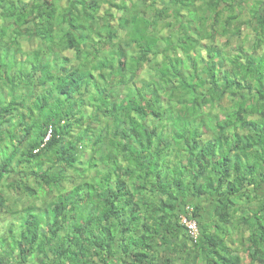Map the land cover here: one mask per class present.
Here are the masks:
<instances>
[{"label": "trees", "instance_id": "obj_1", "mask_svg": "<svg viewBox=\"0 0 264 264\" xmlns=\"http://www.w3.org/2000/svg\"><path fill=\"white\" fill-rule=\"evenodd\" d=\"M262 46L264 0H0V264H264Z\"/></svg>", "mask_w": 264, "mask_h": 264}, {"label": "rangeland", "instance_id": "obj_2", "mask_svg": "<svg viewBox=\"0 0 264 264\" xmlns=\"http://www.w3.org/2000/svg\"><path fill=\"white\" fill-rule=\"evenodd\" d=\"M255 8H256V4L253 5V9H255ZM256 9H257V8H256ZM250 15H251V12H250V11H247V12H246V15H245V18L249 19V18H250ZM245 18H244V19H245ZM252 23H253V25L257 24L255 18H252ZM255 26H256V25H255ZM250 32H251V28H250L249 26H243V27L241 28L240 36L249 35ZM251 37H252L253 40H255L253 34L251 35ZM238 40H239V39H235V40L232 42V45H236V43H237ZM251 47H252V46L246 47L245 50H250ZM257 51L260 52V53H264V46L257 48ZM248 52H249V53H253V51H251V50L248 51ZM258 52H257V53H258ZM10 204H11V203H10ZM11 208H13V210H15L14 208H16V206H13V207L11 206ZM19 209H20V210H18V211H20V212H18V213H19L20 215H23V214H24V208L21 209V206H20ZM7 219H10V221H13V222H20V223L22 222L20 219H17V220L13 219V216H12V215H9V216H6V217H3V215H0V226H2V228H4V229H5V227H6V220H7ZM7 223H9V222H7ZM18 224H19V223H17V225H18ZM39 229H40V230L44 229V226L41 225ZM20 230H21V229H20V226H19V225L16 226V228L13 230V231H14V234H15V235L20 234ZM3 234H6V233L3 232ZM8 235H9V234H8ZM0 237L2 238V233H0ZM10 239H12V238H10ZM34 262H35V261H34Z\"/></svg>", "mask_w": 264, "mask_h": 264}, {"label": "clouds", "instance_id": "obj_3", "mask_svg": "<svg viewBox=\"0 0 264 264\" xmlns=\"http://www.w3.org/2000/svg\"><path fill=\"white\" fill-rule=\"evenodd\" d=\"M52 132L53 131H49V133H48V135L45 137V139H44V144H46L49 140H50V138H51V136H52ZM36 152H38V151H35V153ZM189 211H190V214H188V213H186V214H181L180 215V222H181V224H183L186 228V232L188 233V235H189V238L191 239V240H193L192 242L193 243H195V242H197V240L200 238V227H199V222L197 221V219L196 218H194V217H192L191 216V212H192V209H189ZM0 215H3V214H0ZM3 217H5V216H3ZM184 217H189V219L190 220H194V221H196V223H197V226H198V236H197V238L196 239H194V237H192L191 235H190V233H189V231H188V228H187V226L183 223V218ZM7 222H9V223H7ZM10 224V221H9V219H7L6 220V227H5V229L4 228H2V226H0V233H2V235H4L3 234V232H5L6 233V228H7V226Z\"/></svg>", "mask_w": 264, "mask_h": 264}, {"label": "built area", "instance_id": "obj_4", "mask_svg": "<svg viewBox=\"0 0 264 264\" xmlns=\"http://www.w3.org/2000/svg\"><path fill=\"white\" fill-rule=\"evenodd\" d=\"M183 223L187 226L190 235L196 239L198 236V226L196 221L190 220L189 217H184Z\"/></svg>", "mask_w": 264, "mask_h": 264}, {"label": "crops", "instance_id": "obj_5", "mask_svg": "<svg viewBox=\"0 0 264 264\" xmlns=\"http://www.w3.org/2000/svg\"><path fill=\"white\" fill-rule=\"evenodd\" d=\"M249 1H251V3H253V0H246V2L248 3ZM257 1V0H256ZM245 7H246V5H245ZM245 10H246V12L247 11H250L251 9L249 8V6L248 7H246L245 8ZM252 11V10H251ZM250 17L252 18V15H250ZM205 217H207V213H208V215H209V213L211 212V206L210 205H208L206 208H205ZM183 242L184 241H182V244H183Z\"/></svg>", "mask_w": 264, "mask_h": 264}, {"label": "bare ground", "instance_id": "obj_6", "mask_svg": "<svg viewBox=\"0 0 264 264\" xmlns=\"http://www.w3.org/2000/svg\"><path fill=\"white\" fill-rule=\"evenodd\" d=\"M29 209V208H28Z\"/></svg>", "mask_w": 264, "mask_h": 264}]
</instances>
